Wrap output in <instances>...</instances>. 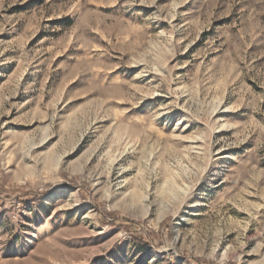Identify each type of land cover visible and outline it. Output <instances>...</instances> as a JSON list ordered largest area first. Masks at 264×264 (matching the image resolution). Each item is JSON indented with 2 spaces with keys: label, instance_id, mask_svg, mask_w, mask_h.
I'll list each match as a JSON object with an SVG mask.
<instances>
[{
  "label": "rangeland",
  "instance_id": "rangeland-1",
  "mask_svg": "<svg viewBox=\"0 0 264 264\" xmlns=\"http://www.w3.org/2000/svg\"><path fill=\"white\" fill-rule=\"evenodd\" d=\"M0 264H264V0H0Z\"/></svg>",
  "mask_w": 264,
  "mask_h": 264
}]
</instances>
